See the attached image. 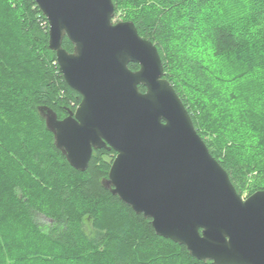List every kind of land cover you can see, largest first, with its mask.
<instances>
[{
	"label": "trees",
	"instance_id": "obj_1",
	"mask_svg": "<svg viewBox=\"0 0 264 264\" xmlns=\"http://www.w3.org/2000/svg\"><path fill=\"white\" fill-rule=\"evenodd\" d=\"M111 1L156 47L237 194L264 190V0ZM48 40L34 1L0 0V264H213L155 235L103 187L113 150H93L81 172L56 149L39 108L63 119L81 98ZM61 46L72 52L67 38Z\"/></svg>",
	"mask_w": 264,
	"mask_h": 264
},
{
	"label": "water",
	"instance_id": "obj_2",
	"mask_svg": "<svg viewBox=\"0 0 264 264\" xmlns=\"http://www.w3.org/2000/svg\"><path fill=\"white\" fill-rule=\"evenodd\" d=\"M32 1L60 74L81 98L63 119L39 108L68 164L82 172L93 150H113L102 185L155 235L201 262L264 264V190L237 194L164 78L156 47L132 22H112L111 0Z\"/></svg>",
	"mask_w": 264,
	"mask_h": 264
},
{
	"label": "rangeland",
	"instance_id": "obj_3",
	"mask_svg": "<svg viewBox=\"0 0 264 264\" xmlns=\"http://www.w3.org/2000/svg\"><path fill=\"white\" fill-rule=\"evenodd\" d=\"M119 16H120V13L117 16H114L113 19H112V22L113 23L122 22ZM245 197H247V194L246 193H244L242 195V198H245ZM86 230L89 231V225H87Z\"/></svg>",
	"mask_w": 264,
	"mask_h": 264
}]
</instances>
